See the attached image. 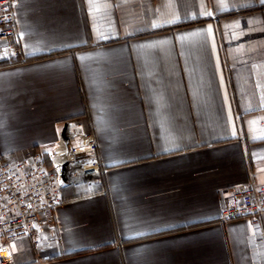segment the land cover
<instances>
[{
    "label": "crops",
    "instance_id": "1",
    "mask_svg": "<svg viewBox=\"0 0 264 264\" xmlns=\"http://www.w3.org/2000/svg\"><path fill=\"white\" fill-rule=\"evenodd\" d=\"M0 42V157L93 132L102 169L64 187L14 264H264V0H16ZM15 48L18 52H15Z\"/></svg>",
    "mask_w": 264,
    "mask_h": 264
},
{
    "label": "built area",
    "instance_id": "2",
    "mask_svg": "<svg viewBox=\"0 0 264 264\" xmlns=\"http://www.w3.org/2000/svg\"><path fill=\"white\" fill-rule=\"evenodd\" d=\"M15 2L0 0V42L17 35ZM70 138L63 131L65 146L56 151H33L13 161L0 157V264H14L11 242L26 239L35 246L47 239L45 226L63 203L64 187L99 180L102 169L94 133L78 134L75 143ZM263 214L264 185L250 183L231 193L220 220L257 222Z\"/></svg>",
    "mask_w": 264,
    "mask_h": 264
}]
</instances>
